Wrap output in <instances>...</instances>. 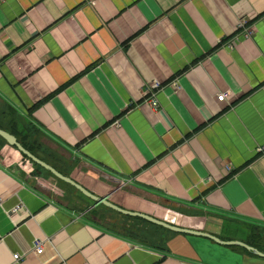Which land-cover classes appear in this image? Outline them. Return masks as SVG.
<instances>
[{
  "label": "crops",
  "instance_id": "crops-1",
  "mask_svg": "<svg viewBox=\"0 0 264 264\" xmlns=\"http://www.w3.org/2000/svg\"><path fill=\"white\" fill-rule=\"evenodd\" d=\"M153 81L156 109L144 94ZM0 124L119 207L253 242L264 228V0H0ZM45 170L0 142V264H264L147 220L109 228L90 210L120 213L90 208ZM263 241L248 244L264 253Z\"/></svg>",
  "mask_w": 264,
  "mask_h": 264
},
{
  "label": "water",
  "instance_id": "water-1",
  "mask_svg": "<svg viewBox=\"0 0 264 264\" xmlns=\"http://www.w3.org/2000/svg\"><path fill=\"white\" fill-rule=\"evenodd\" d=\"M0 136L6 141V143L8 145L14 146L20 153L24 154L32 162L40 165L41 167H43L44 169H46L50 173H52L56 178L61 179L62 181L70 184L71 186L75 187L78 191H80L83 195L90 198L93 201V205L90 208H92L95 205L102 204V205L109 207V208H111V209H113V210H115L121 214L131 216V217H140V218H143L149 222H152L154 224L160 225L162 227L168 228V229L176 231V232H182V233L204 236V237L212 239L215 242L220 243V244L238 245V246L243 247V248H245V249H247V250H249L255 254L264 256V253L258 251L255 247H253V246H251V245H249L243 241L222 240L221 238H219L213 234L207 233V232L193 230V229H190L187 227L178 226V225H175L173 223H169L165 220L158 219L156 217H153V216L146 214V213H143V212L132 211V210H128V209L119 207L118 205L109 201L106 197L97 196V195L93 194L92 192H90L88 189H86L84 186H82L81 184L76 182L71 177L63 175L62 173L57 171L55 168H53L48 163L37 158L34 154H32L29 150H27L26 148H24L21 145V143L17 140L15 135H13V134L9 133L8 131L0 128Z\"/></svg>",
  "mask_w": 264,
  "mask_h": 264
},
{
  "label": "trees",
  "instance_id": "trees-1",
  "mask_svg": "<svg viewBox=\"0 0 264 264\" xmlns=\"http://www.w3.org/2000/svg\"><path fill=\"white\" fill-rule=\"evenodd\" d=\"M3 113V112H2ZM7 114V115H10V116H13V117H16L15 116V111L13 110V108L11 107V106H8V108H7V110L4 112V114ZM11 122L12 123H14V124H17V120L15 119V118H12L11 119ZM0 128L1 129H3V130H6V131H8L9 133H11V134H13V135H15L16 136V138H17V140L21 143V145L24 147V148H26L27 150H29L32 154H34L37 158H39L40 160H42V161H44V162H46V163H48L49 165H51L53 168H55L57 171H59L60 173H62L60 170H58L54 165H52V164H50L49 162H47L45 159H43L42 157H40L37 153H36V151H35V149H34V144H35V146H38V147H42L35 139H33V141H31V142H27V141H25V138H26V136L27 135H29L24 129L23 130H21V131H18V130H16V129H11V128H9V129H6L5 127H3L1 124H0ZM11 129V130H10ZM28 129V131L29 130H31V128H27ZM18 132H20V134L18 133ZM0 142H3V143H6V141L0 136ZM16 149V148H15ZM22 154V153H21ZM22 156L23 157H25L26 158V156L24 155V154H22ZM32 162V161H31ZM32 163H34V162H32ZM34 165L37 167V168H41L42 170H45L43 167H41L40 165H38V164H36V163H34ZM45 171H48V170H45ZM62 174H64V173H62ZM91 215L93 216V217H96V218H98V219H100L101 218V216L98 214V212L94 209V210H91ZM130 217V216H129ZM258 228V226H254V228ZM263 241L264 240V228H263V231H262V233H258V234H256V239L253 241V242H251V241H249L248 243L249 244H251V245H254L255 247H257V248H259V249H263L262 248V246L260 245V241ZM264 242V241H263ZM246 243V242H245ZM247 243V244H248ZM246 250V249H245ZM249 252V251H248Z\"/></svg>",
  "mask_w": 264,
  "mask_h": 264
},
{
  "label": "built area",
  "instance_id": "built-area-1",
  "mask_svg": "<svg viewBox=\"0 0 264 264\" xmlns=\"http://www.w3.org/2000/svg\"><path fill=\"white\" fill-rule=\"evenodd\" d=\"M238 27H239V29H243L242 31H243L244 37H249L253 33V31L251 29L246 27V21L243 18L239 20ZM174 84H176V83H174ZM158 87H159L158 81H153L146 87L145 92H144V94L146 95V102L153 109H156L158 107V101L155 97L156 94L154 92V89H156ZM225 96H226V93H224V92L218 93L217 99L219 101H222L225 99ZM258 150H263V148H258ZM22 208H23V206L20 203H18L15 205L13 210H14V212H17L19 209H22ZM43 243H44V240L35 239L34 244L32 246V249H31L32 252H34L35 254H40L43 250ZM20 256L21 255L18 253L12 254V257L14 260L19 259Z\"/></svg>",
  "mask_w": 264,
  "mask_h": 264
},
{
  "label": "rangeland",
  "instance_id": "rangeland-1",
  "mask_svg": "<svg viewBox=\"0 0 264 264\" xmlns=\"http://www.w3.org/2000/svg\"><path fill=\"white\" fill-rule=\"evenodd\" d=\"M64 182V181H63ZM64 183H66V182H64ZM68 185H70V184H68ZM69 187H71V185L69 186ZM60 188V187H59ZM72 188V190L74 189L75 191L77 190L75 187H71ZM61 189V188H60ZM62 190V189H61ZM73 190V191H74ZM48 191H50V192H52L51 190H48ZM63 191V190H62ZM79 195H81L82 193L80 192V191H76ZM53 193V192H52ZM83 195V194H82ZM85 199H87V201H89V202H91V203H93V201L90 199V198H86L85 197ZM101 206L102 207H105L106 209H107V207L106 206H104V205H102L101 204ZM109 209V208H108ZM110 211H113V212H116V211H114V210H112V209H109ZM119 212H116V214H118ZM121 214V213H120ZM120 214H118V215H120ZM120 216H122V218L121 217H119V216H111V217H113V219L111 218V219H108V216L106 215V214H102V216H101V222H102V224L104 223V225H106V226H108L109 228H113V229H115V230H119V231H122V233H131V232H133L134 230H136V227H135V222L136 221H134V220H136V219H138V220H144L145 221V219H143V218H140V217H129V216H127V215H124V214H121ZM147 222V221H146ZM239 226L241 227V226H243L242 224H239ZM241 229V228H240ZM238 237H240V238H244V231L243 230H241L238 234H236ZM240 241V240H239Z\"/></svg>",
  "mask_w": 264,
  "mask_h": 264
},
{
  "label": "flooded vegetation",
  "instance_id": "flooded-vegetation-1",
  "mask_svg": "<svg viewBox=\"0 0 264 264\" xmlns=\"http://www.w3.org/2000/svg\"><path fill=\"white\" fill-rule=\"evenodd\" d=\"M89 211V210H88Z\"/></svg>",
  "mask_w": 264,
  "mask_h": 264
}]
</instances>
